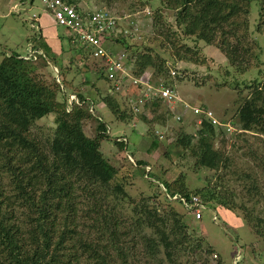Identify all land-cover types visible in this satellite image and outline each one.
<instances>
[{"label":"trees","instance_id":"obj_1","mask_svg":"<svg viewBox=\"0 0 264 264\" xmlns=\"http://www.w3.org/2000/svg\"><path fill=\"white\" fill-rule=\"evenodd\" d=\"M63 1L81 10L80 0ZM94 1L104 4L108 12L116 4L132 12L136 5L149 7L155 0H132L130 4L128 0ZM160 1L163 6L151 15L152 37L148 45L134 46L124 30L116 38L112 34L107 37L108 42L122 47L120 53H115L110 46L108 50L126 56V66L135 78L175 92L184 74L192 70L187 66L184 70L177 69L178 62H190L196 67L206 66L208 60L214 63L211 58L201 56L197 42L217 47L237 73L244 74L255 68L261 75L259 69L264 62L253 34L264 36V0H258L259 22L252 31L249 28L252 0ZM29 2L32 4L33 0ZM161 9L174 12L173 23ZM32 25L36 34L29 41L28 57L3 52L0 60V264H226L221 258L210 260L214 250L205 246L203 238L184 224V216L171 204L174 197L188 199L191 195L197 196L205 208L216 210L221 206L231 211L232 224L239 220L235 211L242 212V224L255 241L264 243V176L257 171L259 168L264 171V84L261 81L254 80L238 90L233 102L237 106L233 122L239 125L240 132L229 138L227 133L233 125L225 120L212 123L205 117V105L198 108L202 114L195 115L192 111L194 118L190 120L182 114L190 109L184 110L182 103L175 104L179 110L172 109L177 114L174 117L167 102L157 94L142 96L146 99L142 106L128 108L126 99L136 101L140 88L130 90L127 96L110 90L111 84L104 76V61L93 59L90 49H84L71 35L70 49L79 55L81 75L93 73L105 86L97 87L96 83L83 80L78 86L72 83L75 90L67 96L65 91L70 90L71 83L65 76L59 82L54 77L49 85L35 72L37 68L32 62L37 56L44 54V61L53 69L59 57L46 55L50 48L41 42L42 28L35 22ZM185 39L193 41L187 44ZM114 43L110 45L114 47ZM207 72L202 76L207 80L205 83L215 79ZM70 95L76 96L77 105L68 104ZM95 103L103 104L115 119L123 122L136 120L168 127L172 142L167 138L164 142L176 151H166L165 157L177 159L188 155L194 160L195 169L220 172L218 182L226 175L234 176L236 181L245 184L241 193L244 197L237 202L234 193L226 198L213 186L190 193L182 175L171 183L159 180L158 193L131 196L127 188L133 185L132 180L119 179L118 168L100 149L108 132L107 126L94 116L92 105ZM133 108L139 109L135 112ZM50 115L55 117L54 128L46 134L31 132L37 121ZM173 119L178 123L176 127L171 124ZM88 122L94 124L92 136L84 131ZM144 136L149 143L148 152L155 146L164 148L153 129ZM248 138L254 142L250 144ZM216 140L219 147L215 146ZM238 142L248 145L242 155L252 161V164L247 161L249 165L244 163V169L238 167L237 160L234 164L232 156L226 155L225 146L230 145L232 153L239 157L245 146ZM114 143L123 150L127 139L118 138ZM251 145L255 148L251 149ZM129 164L144 168L150 165L141 160ZM260 203L262 209L258 213L255 209ZM190 217L195 220L193 215ZM202 218L201 214V219L196 221ZM242 260L234 264H243Z\"/></svg>","mask_w":264,"mask_h":264},{"label":"rangeland","instance_id":"obj_2","mask_svg":"<svg viewBox=\"0 0 264 264\" xmlns=\"http://www.w3.org/2000/svg\"><path fill=\"white\" fill-rule=\"evenodd\" d=\"M131 2L133 1L128 0L129 4ZM150 4L149 7H142L138 4L133 8L134 10H132V12L128 11L125 6H121V4L111 6L114 7V10H110L109 12L119 23L114 38L118 37L124 29L125 35L129 34V40L134 46L143 47L148 45L152 37L151 15L155 12L156 8L163 6L160 0L152 1ZM78 6L84 12L87 10H97L95 7L106 11L104 4L97 1L95 2L94 0H90V2L86 3L84 0H80ZM259 7L258 0L251 1L249 16V28L251 31L255 29L259 22ZM43 11L44 7L41 0H33L32 4L29 0H25L23 3H21L20 0H0V60L3 52H14L20 55L21 58L28 57L30 54V46H28L30 44L29 41H31V39L34 38V34H36L35 29L31 28L33 26L32 16L34 14L40 15ZM161 12L167 17L168 21L171 23L174 22V12L167 9H163ZM41 24L44 26V30L48 29L45 27L46 24L42 23V21ZM46 26L50 27L52 30L51 38L47 36V38L45 37L41 41L43 44H48L50 48V52H46V55L50 58H52V56H56V59L57 57L59 58L56 61V68L53 69L47 60L44 61V54L37 56V59L32 62L37 68L35 71L36 74L42 76L49 85L53 83L54 77L55 81L59 82V80L65 76L66 80L71 83L70 90L68 91V89H66L65 91L67 96L75 90L72 83L74 86H78V83L83 80L96 83L97 87L105 86L102 80L97 81L93 73L81 75L83 74L81 71L82 64L79 63V55L74 52L75 50L70 49L72 44H69V32L63 27L57 26L52 21ZM253 36H256V40L261 47V61L264 62V36L261 34H253ZM247 39L249 40L248 42L251 41L249 34ZM192 41V39H185L187 44ZM113 43L112 41L105 43V48L108 50L110 46L115 53L123 51L119 44L117 45L114 43V47H112L111 45H113ZM197 45L201 49V56L211 58L215 64L211 60H208V62L206 61L207 68L206 66L196 67L190 62H178L176 64L177 69L184 70L188 68L192 70L186 72V74H184V80L175 87L176 95L180 100L185 99L182 101L194 106V108H199L201 105L207 106V112H210L212 117L219 122L223 123L225 120L231 123L233 127H231V131L227 133L230 138L233 134L240 132L239 125L233 122L234 112L237 108L233 102L237 98V92L239 89H243L245 86L251 84L254 80L261 81V84H264V63L259 69L261 70L260 76L258 74V69L255 68L244 74H240L227 63L226 58L217 47L205 45L203 42H197ZM164 46L166 47V45ZM71 59L74 61L72 62ZM76 63H78V65ZM169 66H172L171 63ZM186 66L187 68H185ZM207 70V73L212 74L215 79L205 83L204 81L207 80H204L202 76H205ZM171 71L173 70L171 69ZM57 72L60 73L59 76ZM150 72L149 70L148 75H150ZM170 77L172 78V76ZM223 84L226 85L224 86ZM85 90L87 91L88 88L86 87ZM94 92L97 93L98 91L94 89ZM138 94L141 96L143 93L140 91ZM69 100L70 103H72L76 100V97L71 95L68 97V104H75V102L70 104ZM126 101L128 108H131L135 103L132 99H126ZM93 108L94 116L98 117L105 124V127L107 126L106 132H108V135L106 139L101 141L100 149L104 157L118 168L119 174L117 177L119 179L129 178L132 180L131 182H133V185L127 188V192L131 196L136 197L140 194L152 195L158 193L159 189L157 187L159 180L162 183H171L182 175L184 177L185 187L190 193L197 189L201 190L205 187L213 186L217 188V193L226 198H229L230 194L234 193L233 198L237 202H239V198L244 197L241 193H243L245 184L236 181L234 176L231 177L226 175L222 181L218 182L217 175H220V172L207 169H195L193 166L194 160L188 155L184 158L177 157V159L172 156L169 158L165 157L166 151H176L171 145H165L164 141H166V138L168 142H172V132L167 130L169 129L168 127L166 129L155 123L148 125L137 122L136 120H134V122L117 120L101 103H95V105H92V109ZM174 108L176 111L179 109L175 106L170 109L175 117L177 114L172 110ZM83 109L86 110L87 106L85 105ZM182 114L186 115L185 118H187V120L194 118L191 109L190 111H183ZM146 116L148 119L151 118V115ZM54 118V115H50L37 121L36 128L32 129L31 132L39 133L41 131L46 134L49 130L54 128ZM174 121L175 119L171 121V124H174L176 127L178 123ZM156 128H159V134H163L162 136L165 137H159L164 144V148L159 145L158 148L155 146L149 149L148 152L149 143L145 139L144 134H150V130H155ZM189 130H191V128H189ZM84 131L88 136L95 134L93 122L86 123L84 125ZM122 137L127 139V143L123 150L121 146L114 143L118 138ZM248 140L250 144L254 142L251 138H248ZM233 141L234 140L230 141V143ZM237 144L245 146L243 151L240 153L238 152L239 157H237V153H232L230 145L225 146L226 155L232 156L235 159L234 164L238 161V167L244 169V163L249 165L247 163L249 157H247V155H242V153L246 151L248 145L242 144L241 142ZM215 146L219 147L217 140ZM254 148L255 145H251V149ZM137 160L148 162L150 164L149 168H144L143 166L136 167L135 164H129V162L135 163ZM248 162L251 163L252 161ZM148 171H150L149 177H147ZM257 171L264 176L262 168H259ZM178 179L181 178L179 177ZM171 204L182 216H184V224L188 225L196 236L203 238L205 246H211L214 250L215 255L211 256L210 260L221 258L226 264H234L235 261L240 262L242 258H244V261L242 260L243 264H264V243L255 241L252 234L245 225L242 224V218L244 216L242 212L235 211L239 220H237V218L235 221L236 223L232 224L231 211L224 210L221 206H218L220 208H216V210L206 207L202 211V220L196 221L192 220V217L188 215L179 198L174 197ZM261 209L262 204L260 203L258 209L255 210H258L259 213ZM20 212H22V210H20Z\"/></svg>","mask_w":264,"mask_h":264},{"label":"built area","instance_id":"obj_3","mask_svg":"<svg viewBox=\"0 0 264 264\" xmlns=\"http://www.w3.org/2000/svg\"><path fill=\"white\" fill-rule=\"evenodd\" d=\"M41 2L44 11L40 15L34 14L32 21L39 24L41 17L47 13L48 17L57 26L66 29L84 49H90L89 51L93 59L103 60L105 66L104 76L111 84L110 90L124 95L129 88L140 87L143 94L133 104L135 107L137 105L142 106L145 103L146 99L144 100L142 96L147 98L149 94H157L160 99L167 102L170 108L173 105L175 106L176 103H182L184 109H191L194 114H201V110L198 108H193L187 103L182 102L171 88L156 86L150 84L146 79L135 78L126 66V56L122 53L114 54L105 48V43L108 42V35H115L119 24L116 18L108 11L87 10L84 12L76 10L72 5L67 4L63 0H41ZM124 34H126L125 31ZM171 75H174L173 71ZM132 101L134 100L132 99ZM73 102L77 104V98ZM138 109H134V111L136 112ZM205 117L212 120L211 122L214 124L218 123L210 112H206ZM155 133L159 134L160 130L156 129ZM182 204L186 211L193 215L194 219H201L205 205L197 196H191L190 199H182Z\"/></svg>","mask_w":264,"mask_h":264},{"label":"crops","instance_id":"obj_4","mask_svg":"<svg viewBox=\"0 0 264 264\" xmlns=\"http://www.w3.org/2000/svg\"><path fill=\"white\" fill-rule=\"evenodd\" d=\"M41 21H42V23H44V24H49L50 23V21H52L47 15H43L42 17H41V19H40V22H39V26L42 28V36H43V38H47V36H49L48 38H51V36H52V30H51V28L50 27H47L46 25H45V27L46 28H48V29H45L44 30V26L41 24ZM53 22V21H52Z\"/></svg>","mask_w":264,"mask_h":264},{"label":"clouds","instance_id":"obj_5","mask_svg":"<svg viewBox=\"0 0 264 264\" xmlns=\"http://www.w3.org/2000/svg\"><path fill=\"white\" fill-rule=\"evenodd\" d=\"M171 76H172V75H171ZM138 88H140V87H135V88H130V89H128V90L126 91V93L124 92L125 94H124L123 96H127V95L129 94V91H130V90H137ZM140 91H141V88H140ZM175 93H176V92H175ZM121 95H122V94H121ZM139 96H140V94H138V97H139ZM181 101H182V100H181ZM176 104H178V103H176ZM175 106H177V105H175ZM173 107H174V105H173ZM173 107H172V108H173ZM192 111H193V110H192ZM199 114H200V113H199ZM199 114H195V115H199ZM201 114H202V113H201ZM156 129L159 130V128H156ZM156 129H155V130H156ZM155 130H154V134H155V135H157V136H162V135H163V134H156V133H155ZM191 196H193V195H191ZM191 196H190V197H191ZM190 197H189L188 199H190ZM185 199H187V198H185ZM180 202H181V204H182V199H180ZM182 206H183V204H182ZM185 210H186V209H185ZM186 212H187V211H186ZM187 213H188V212H187ZM188 215L190 216L191 214L188 213ZM195 220H196V219H195Z\"/></svg>","mask_w":264,"mask_h":264}]
</instances>
